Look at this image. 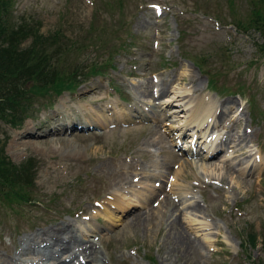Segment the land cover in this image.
Here are the masks:
<instances>
[{
  "label": "rangeland",
  "instance_id": "obj_1",
  "mask_svg": "<svg viewBox=\"0 0 264 264\" xmlns=\"http://www.w3.org/2000/svg\"><path fill=\"white\" fill-rule=\"evenodd\" d=\"M263 1L10 0V30L61 39L36 45L53 76L21 80L28 109L0 118L9 158L36 164L32 202L0 195V264L71 262L35 241L77 231L89 264H264ZM203 103L223 111L198 125Z\"/></svg>",
  "mask_w": 264,
  "mask_h": 264
},
{
  "label": "trees",
  "instance_id": "obj_2",
  "mask_svg": "<svg viewBox=\"0 0 264 264\" xmlns=\"http://www.w3.org/2000/svg\"><path fill=\"white\" fill-rule=\"evenodd\" d=\"M0 7V118L4 121L13 124L18 118V114L23 112L24 109H28L31 102L29 96H26L23 86L20 82L22 79H26L27 76L44 74L45 78H49L51 71L41 67L42 62L41 55L36 51V45L51 43H59L61 36L54 34L52 36H44L36 34L33 37L32 32H28L25 28L18 31H12L9 26L8 12L11 9L10 0H1ZM264 2V1H263ZM9 18V19H8ZM247 22L253 24V28L260 33L262 41H255V45L263 52L264 55V7L253 4L249 13ZM235 25L239 30L248 32L246 22L243 20H235ZM8 29H7V28ZM247 29V31H246ZM26 34L34 38L33 45L27 49L20 47L24 36ZM37 63V64H36ZM49 67V66H48ZM54 72V71H52ZM53 76V75H52ZM212 83L214 80H211ZM64 87V84H63ZM23 91V92H22ZM8 116H11L9 118ZM24 119V118H23ZM0 139V195L3 197V202H10L17 195L25 197L26 202H32L33 196L29 197L28 194H32L35 187V162L32 160L23 162L21 164H15L5 152V144ZM21 192V194H20ZM11 203V202H10ZM248 243L254 247L257 245V236L252 233ZM264 250V240H263Z\"/></svg>",
  "mask_w": 264,
  "mask_h": 264
},
{
  "label": "bare ground",
  "instance_id": "obj_3",
  "mask_svg": "<svg viewBox=\"0 0 264 264\" xmlns=\"http://www.w3.org/2000/svg\"><path fill=\"white\" fill-rule=\"evenodd\" d=\"M165 23H163L164 25ZM161 33H166L167 31L165 29L161 30L160 31ZM165 88V87H164ZM210 99V98H209ZM208 102V101H206ZM211 103V102H210ZM200 105V104H199ZM195 108L194 110V113L192 117L196 118L197 120H199L198 122V125L202 122V121H206L207 119L205 118H209V117H213L215 115H220L221 114V110L222 109H218L217 107H213L212 104H204L203 103V107L201 108V110H198V106ZM232 106V105H231ZM223 111V110H222ZM100 118H102L103 120H101ZM106 119V118H105ZM205 119V120H204ZM195 120V119H194ZM99 121L100 122H104L105 123V120L103 117H99ZM77 122V121H76ZM223 140V138H222ZM240 140V139H239ZM222 142V141H220ZM219 142V143H220ZM214 145V144H213ZM223 145V144H222ZM214 149V147H213ZM213 149L211 151H213ZM217 149V147H215V150ZM218 150V149H217ZM214 153V152H213ZM236 154V153H235ZM242 154V153H241ZM180 156H175V159L174 161L176 160H180L179 162L181 164H183L184 162H190V161H184L183 159H180L179 158ZM160 190V189H158ZM156 196V188L154 190H152L150 192L149 195L145 196L144 199L141 200L142 203H147L149 202L150 200H152L154 197ZM112 203L114 205V207L112 208L113 209H119V203L117 201V199H113L112 200ZM123 209V208H122ZM111 210V209H110ZM111 210V211H112ZM104 211H106V209H104ZM112 215H113V219H116L117 216L114 215V211H112ZM140 216V215H138ZM138 216L135 217V219L137 220ZM112 218V216H111ZM80 230V229H79ZM78 232V231H77ZM76 232V234H73L70 238L66 239L62 234L60 233H55L54 235H48L44 238V235L46 234H42V235H39L38 236V240L35 241V243H39L40 241H44V240H51V244H48V243H42L43 244V247H42V252H43V255L46 256L48 254H50L51 252H60L62 250H65L69 247H74L75 248V254L74 256L77 258H79L78 260H80V262L78 264H89L91 263L92 261L93 262H98L99 261V258H98V255H97V250H96V247L94 245H84L82 244V241L80 240V236L78 235V233ZM83 232V231H82ZM47 233V232H46ZM63 233V232H62ZM46 242V241H45ZM26 244H29V245H26L25 247H23V250H35L37 248L36 245H30V242L29 240H26L25 242ZM226 244L233 250H235L234 248V245L231 241H228L226 240ZM36 246V247H35ZM15 249V248H14ZM38 249H41V248H37ZM8 250V249H7ZM13 250V249H12ZM12 252V251H11ZM10 252V253H11ZM29 252V251H28ZM42 255V256H43ZM75 257L73 258V260H71V262H64V263H61V264H74L75 262ZM84 258L85 260H87V262H85L84 260H82V258ZM81 258V259H80ZM1 261V260H0ZM3 264H13V260L10 259V258H7ZM95 264H98V263H95Z\"/></svg>",
  "mask_w": 264,
  "mask_h": 264
}]
</instances>
